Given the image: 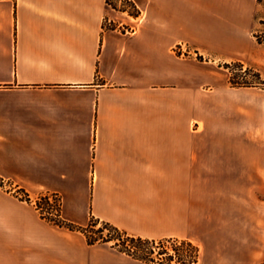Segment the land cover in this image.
I'll use <instances>...</instances> for the list:
<instances>
[{"label": "crops", "instance_id": "0c3cea01", "mask_svg": "<svg viewBox=\"0 0 264 264\" xmlns=\"http://www.w3.org/2000/svg\"><path fill=\"white\" fill-rule=\"evenodd\" d=\"M132 1L0 0V264H151L16 189L188 239L195 264H264V102L224 66L260 49L256 0Z\"/></svg>", "mask_w": 264, "mask_h": 264}, {"label": "trees", "instance_id": "16d2710c", "mask_svg": "<svg viewBox=\"0 0 264 264\" xmlns=\"http://www.w3.org/2000/svg\"><path fill=\"white\" fill-rule=\"evenodd\" d=\"M119 1L129 5V8L125 5H119ZM107 2L112 7L127 10L134 16H138L141 12L132 0H107ZM258 41L264 43V40L258 39ZM233 65L243 69L245 63L240 60L224 63V66L231 72L230 82L233 86H252L264 82L260 70L253 65H247V69L254 72V76L257 80H238L237 78H240V75L233 73L231 69ZM47 202L48 199L46 200V204ZM46 218L60 226L83 232L90 244L97 242L111 243L112 246L120 251L151 264H195L199 259V247L188 239H180L176 237L156 239L130 234L115 223L103 220L93 214L90 215L89 221L86 225L67 221L61 217ZM168 243L172 244V250L169 249Z\"/></svg>", "mask_w": 264, "mask_h": 264}, {"label": "rangeland", "instance_id": "374dc122", "mask_svg": "<svg viewBox=\"0 0 264 264\" xmlns=\"http://www.w3.org/2000/svg\"><path fill=\"white\" fill-rule=\"evenodd\" d=\"M115 1V0H113ZM119 5H125L129 8V5L126 3H123L121 1L118 2ZM253 34L256 37V39L264 40V0H256V6H255V16H254V23H253ZM254 65L257 67L262 75V78L264 79V43L261 44L259 51L256 53V56L248 61L243 69H240L236 65L232 66V71L235 74H239L240 78H237L238 80H249V81H255L257 80L254 76V72L252 70L247 69V65ZM243 75V77H242ZM255 86V97L256 99H261L264 102V82L260 83L259 85H252ZM16 193L27 200H31L36 206L43 204L44 207H50L49 202V195H55V193L48 194L44 193L43 191L36 192L33 194H30V192L26 191L25 189H16ZM48 199V202L46 204V200ZM40 210V209H39ZM61 210V205L59 207V214ZM41 212V211H40ZM169 249L172 250V244L168 243Z\"/></svg>", "mask_w": 264, "mask_h": 264}, {"label": "built area", "instance_id": "2783aa9c", "mask_svg": "<svg viewBox=\"0 0 264 264\" xmlns=\"http://www.w3.org/2000/svg\"><path fill=\"white\" fill-rule=\"evenodd\" d=\"M178 51L183 52L182 47H178ZM49 202H50V207H44L43 204H41L40 206L37 205V208L40 209L42 215H44V217H52V218H57L60 217L59 214V207L61 205V200L60 197L58 195H49Z\"/></svg>", "mask_w": 264, "mask_h": 264}]
</instances>
